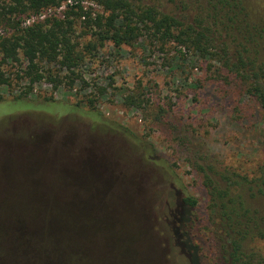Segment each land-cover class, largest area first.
<instances>
[{
    "label": "rangeland",
    "instance_id": "obj_1",
    "mask_svg": "<svg viewBox=\"0 0 264 264\" xmlns=\"http://www.w3.org/2000/svg\"><path fill=\"white\" fill-rule=\"evenodd\" d=\"M93 1L84 5L98 10ZM142 1L185 17L196 7V0ZM63 9L53 11L60 15ZM80 30L77 23L83 44L89 38ZM163 56L139 45L118 51L106 43L86 58L80 77L57 84L45 77L29 92L28 80L18 78L26 64L0 55V74L8 80L0 84V245L11 227L20 233L26 227L35 231L31 248L51 256L42 264L63 258L71 264H173L168 215L180 198L164 178L168 168L197 198L200 240L209 242L201 246V264H223L198 165L239 167L259 151L264 125L256 109L220 92L199 65L186 72L189 82L199 84L190 89L162 65ZM133 91L148 105L125 103ZM87 96L94 97V109L86 106ZM157 104L172 111L180 128L175 135L188 132L185 144L154 121ZM152 147L162 156L157 163L146 160Z\"/></svg>",
    "mask_w": 264,
    "mask_h": 264
},
{
    "label": "trees",
    "instance_id": "obj_2",
    "mask_svg": "<svg viewBox=\"0 0 264 264\" xmlns=\"http://www.w3.org/2000/svg\"><path fill=\"white\" fill-rule=\"evenodd\" d=\"M66 1L0 0V55L26 64L24 75L18 78L28 80L29 92L45 77L56 84L80 77L86 58L95 57L106 43L118 51L123 46L139 45L156 55L164 52L162 65L190 89L199 88V84L189 82L186 72L201 67L220 92L237 95L240 103L246 101L256 109L264 125V0H196L189 17L164 12L142 0H92L98 10L82 4L84 0H71L60 15L55 14L53 10ZM31 17L35 19L26 25ZM77 23L80 36L89 38L83 44L77 41ZM145 59L141 55L140 60ZM1 83L7 85L8 80L0 74ZM124 101L135 108L149 103L134 91L126 94ZM85 104L96 107L94 97L87 96ZM171 118L172 111L157 104L154 121L168 128L176 142L185 144L188 132L175 135L180 128ZM256 145L255 150L260 148L256 155L242 158L239 167L198 165L208 196L207 219L223 264H264V141L258 140ZM151 150L146 160L159 162L161 154L153 147ZM204 156H199L202 163ZM164 169L165 180L180 198L168 215L174 249L171 262L201 264V248L209 242L200 240L199 218L194 213L197 198L179 185L172 170ZM21 229L22 233L11 227L8 242L0 245V264H42L43 258L50 262L46 250H38V254L29 244L35 241V231ZM38 244L46 247L43 242ZM60 264H71V259L63 258Z\"/></svg>",
    "mask_w": 264,
    "mask_h": 264
},
{
    "label": "built area",
    "instance_id": "obj_3",
    "mask_svg": "<svg viewBox=\"0 0 264 264\" xmlns=\"http://www.w3.org/2000/svg\"><path fill=\"white\" fill-rule=\"evenodd\" d=\"M81 3L84 4V1H82ZM67 4H72V1H71V0H68V1H66V2H63L59 8H60V9H61V8H65V6H66ZM59 8H58V9H59ZM40 18H43V16H40ZM34 19H35L34 17H31V18L27 19L26 22H25V24L27 25V24L31 23Z\"/></svg>",
    "mask_w": 264,
    "mask_h": 264
}]
</instances>
